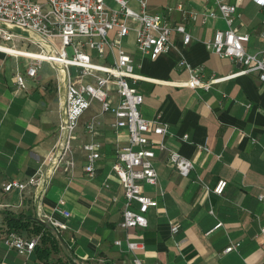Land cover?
Segmentation results:
<instances>
[{
    "label": "crops",
    "instance_id": "crops-1",
    "mask_svg": "<svg viewBox=\"0 0 264 264\" xmlns=\"http://www.w3.org/2000/svg\"><path fill=\"white\" fill-rule=\"evenodd\" d=\"M174 1L150 0V5L157 10ZM231 1L237 2L241 15L235 23L249 33L248 50L263 47L262 12L251 0ZM189 3L201 9L198 1ZM240 8L253 11L243 19ZM172 19L180 20L176 12ZM185 25L191 41L184 44L174 32L166 51L156 58L141 55L133 36L126 37L125 43L122 40L133 56L135 73L147 77L134 84L142 95L141 115L168 124L162 137L166 148H155L158 182L141 183L142 190L157 200L145 212L147 225L128 231L119 225L124 197L111 163L116 147L125 144L126 133L111 125V113H98L96 104L80 118L77 135L70 140L72 153L53 168L43 196L46 211H52L62 198V207L70 212L64 218L52 211L67 224L60 233L66 247L59 241L50 246L46 235L40 240L41 233L17 230L26 236L38 235L39 241L27 256L0 243V264H130L126 235L143 241L138 254L149 264H264V236L260 234L264 226V82L249 72L214 82L208 89L182 84L189 77L188 70L178 65L182 58L200 67L203 79L240 68L203 43L215 28H225L222 19ZM28 62L0 50V238L11 230L6 221L9 216H34L31 191H3V183L24 180L36 172L57 141L63 114L57 102L56 69L42 63L32 77L25 74ZM16 72L24 75L25 88L18 87ZM95 113L99 126L93 138L101 142V156L89 176L83 168L82 144L90 139L84 123ZM169 150L190 160L192 167L186 175L167 160ZM221 179L226 183L217 194L212 188ZM174 223L179 225L176 232L171 230ZM117 238L122 239L120 247L114 243ZM232 242L238 244L224 251Z\"/></svg>",
    "mask_w": 264,
    "mask_h": 264
},
{
    "label": "built area",
    "instance_id": "built-area-1",
    "mask_svg": "<svg viewBox=\"0 0 264 264\" xmlns=\"http://www.w3.org/2000/svg\"><path fill=\"white\" fill-rule=\"evenodd\" d=\"M116 1L119 8L110 7L105 0H0V39L12 41L8 45L12 47H16L15 42L25 39V42L22 41L24 44L27 42V45L35 47H18L28 50L18 54L0 50L27 59L25 74L28 76H36L42 63L56 69L57 102L63 111L57 141L42 160V165L24 180H7L2 190L22 192L29 189L34 217L51 229L59 242L62 240L60 233L67 228V224L55 217L52 211H58L64 218L70 212L62 207V198L52 211H46L43 196L50 184L53 168L64 156L71 155L70 140L77 135L79 120L92 107L93 100L98 102V113H111V125L115 129L123 128L126 133V142L116 147L111 163V170L121 184L124 197L120 227L128 231L146 226L145 212L157 205V200L142 190L141 183L155 185L158 182L153 164L155 148H166L162 137L168 131V124L157 118H145L138 109L142 95L134 84L137 79L147 77L135 73L133 56L123 45V38L131 31L135 49L141 55L156 58L166 51L174 32L180 35L184 44L191 41L192 34L186 28V22L198 21L205 25L209 19L220 18L225 28H215L203 43L206 49L238 63L240 68L224 76L203 79L201 68L182 58L178 65L184 66L189 73L182 84L208 89L214 82L249 72L257 73L258 79L264 82V46L253 52L248 50L249 33L241 31L235 23L236 18L241 16L237 12V2L212 0L211 4H206L209 1L206 0L201 9H196L189 0H175L159 11L151 8L150 0H136V9L127 5L128 0ZM251 1L262 12L264 23V0ZM175 12L179 21L172 19ZM16 27L28 32V36L14 32ZM68 45L72 47L71 55L65 49ZM108 57L110 60H107ZM71 66L74 67V74L70 71ZM15 80L18 87H26L22 73L16 72ZM98 126L97 113L84 123L90 139L82 144L83 168L89 176L93 175L95 163L101 156V142L93 138ZM167 160L182 175H186L192 167L190 160L178 151L169 150ZM68 165H74L71 156ZM225 183V180H219L212 191L221 194ZM262 197L263 194H259V198ZM220 224L218 222L214 228ZM178 228L177 223L171 225L172 232ZM260 234L264 236V226ZM38 241V235L26 236L14 230L7 231L0 238V243L15 248L24 256L33 251ZM114 243L120 247L122 239L117 238ZM124 243L130 253V264H149L138 254L144 248L140 238L126 235ZM237 244L230 243L224 251L232 250Z\"/></svg>",
    "mask_w": 264,
    "mask_h": 264
},
{
    "label": "trees",
    "instance_id": "trees-1",
    "mask_svg": "<svg viewBox=\"0 0 264 264\" xmlns=\"http://www.w3.org/2000/svg\"><path fill=\"white\" fill-rule=\"evenodd\" d=\"M6 221L7 225L9 226V229L11 230L17 231L21 229H26L27 231H30L32 233H41L40 240H42L46 235V240L49 242L50 246L55 247L57 245V239L48 233V228L45 227V225H43L34 216L30 214L24 217L11 215L7 218ZM61 264H66V262H63Z\"/></svg>",
    "mask_w": 264,
    "mask_h": 264
},
{
    "label": "rangeland",
    "instance_id": "rangeland-1",
    "mask_svg": "<svg viewBox=\"0 0 264 264\" xmlns=\"http://www.w3.org/2000/svg\"><path fill=\"white\" fill-rule=\"evenodd\" d=\"M173 1L174 0H167V2H170V3L173 2ZM194 1L195 0H191V2H194ZM196 1H198V3H197L198 5L197 6H200V7H202L205 4V2H206V0H196ZM211 1L212 0H209L206 4H211ZM105 2H106L107 5H109L112 8H119V4H118V2L116 0H105ZM127 5H129L130 7L134 8V9L138 8V4H137L136 0H128L127 1ZM155 8L157 10H159V11L161 10V7H155ZM251 10L253 11V9H251ZM251 10L250 9H242V8L239 9V11H241L243 13L242 14L243 17H244L243 19H245L246 15H248V14H250L252 12ZM258 16L261 17V13ZM131 36H133V32L132 31L129 33V35H127V36H125L123 38V42L124 43L126 42V37H131ZM22 41L25 42V39H21L18 42H15L14 45L16 47H25V48H28V49H35L34 45H27V42H26V44H24ZM0 43L6 44V45H11L13 42L12 41H5V40L0 39ZM57 44H58V42H57ZM251 44H252V40H251ZM65 49H66L68 55H71L72 47L70 45H68V46L65 47ZM250 51L253 52L252 49H250ZM98 61H100V60H98ZM70 71H71L72 74H74V67L73 66L70 67ZM96 104H98V102L96 100H93L92 107L90 108V110ZM68 264H73V262L71 261Z\"/></svg>",
    "mask_w": 264,
    "mask_h": 264
},
{
    "label": "bare ground",
    "instance_id": "bare-ground-1",
    "mask_svg": "<svg viewBox=\"0 0 264 264\" xmlns=\"http://www.w3.org/2000/svg\"><path fill=\"white\" fill-rule=\"evenodd\" d=\"M0 49L2 50H6V51H9V52H12V53H26L28 52L27 49H24V48H18V47H12V46H8L6 44H3V43H0ZM33 54H37L36 52H32Z\"/></svg>",
    "mask_w": 264,
    "mask_h": 264
},
{
    "label": "water",
    "instance_id": "water-1",
    "mask_svg": "<svg viewBox=\"0 0 264 264\" xmlns=\"http://www.w3.org/2000/svg\"><path fill=\"white\" fill-rule=\"evenodd\" d=\"M13 31L14 32H16V33H20V34H22V35H24V36H28V32H26V31H21L19 28H14L13 29ZM44 225V224H43ZM61 242H62V240H61ZM72 259H73V257H72ZM73 260H75V259H73Z\"/></svg>",
    "mask_w": 264,
    "mask_h": 264
}]
</instances>
